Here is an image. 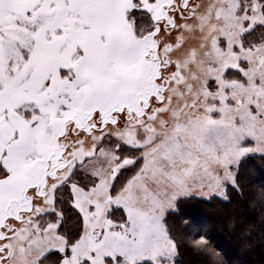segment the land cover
<instances>
[{
    "label": "snow or ice",
    "instance_id": "snow-or-ice-1",
    "mask_svg": "<svg viewBox=\"0 0 264 264\" xmlns=\"http://www.w3.org/2000/svg\"><path fill=\"white\" fill-rule=\"evenodd\" d=\"M253 154L264 0H0V264H174L168 216Z\"/></svg>",
    "mask_w": 264,
    "mask_h": 264
},
{
    "label": "trees",
    "instance_id": "trees-1",
    "mask_svg": "<svg viewBox=\"0 0 264 264\" xmlns=\"http://www.w3.org/2000/svg\"><path fill=\"white\" fill-rule=\"evenodd\" d=\"M66 227L71 230V210L68 212V219L66 220Z\"/></svg>",
    "mask_w": 264,
    "mask_h": 264
}]
</instances>
